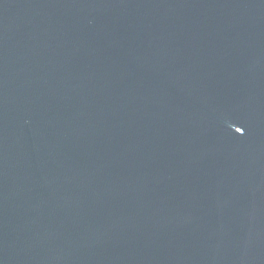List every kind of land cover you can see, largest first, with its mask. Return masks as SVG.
I'll return each mask as SVG.
<instances>
[{
    "label": "water",
    "instance_id": "obj_1",
    "mask_svg": "<svg viewBox=\"0 0 264 264\" xmlns=\"http://www.w3.org/2000/svg\"><path fill=\"white\" fill-rule=\"evenodd\" d=\"M0 264H264V0H0Z\"/></svg>",
    "mask_w": 264,
    "mask_h": 264
}]
</instances>
